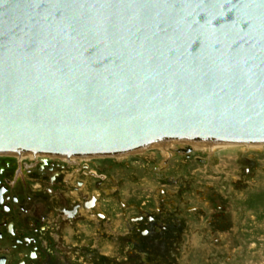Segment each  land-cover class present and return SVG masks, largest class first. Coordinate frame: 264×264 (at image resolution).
<instances>
[{
	"label": "water",
	"instance_id": "water-1",
	"mask_svg": "<svg viewBox=\"0 0 264 264\" xmlns=\"http://www.w3.org/2000/svg\"><path fill=\"white\" fill-rule=\"evenodd\" d=\"M264 145V0H0V154Z\"/></svg>",
	"mask_w": 264,
	"mask_h": 264
},
{
	"label": "rangeland",
	"instance_id": "rangeland-1",
	"mask_svg": "<svg viewBox=\"0 0 264 264\" xmlns=\"http://www.w3.org/2000/svg\"><path fill=\"white\" fill-rule=\"evenodd\" d=\"M258 148L192 150L190 158L152 148L114 163L118 198L132 207L146 203L164 224L140 239L116 237V264H264V147Z\"/></svg>",
	"mask_w": 264,
	"mask_h": 264
},
{
	"label": "flooded vegetation",
	"instance_id": "flooded-vegetation-1",
	"mask_svg": "<svg viewBox=\"0 0 264 264\" xmlns=\"http://www.w3.org/2000/svg\"><path fill=\"white\" fill-rule=\"evenodd\" d=\"M172 152L190 158L192 148L176 146L164 156ZM123 161L0 154V264H116V237L163 229L146 203L132 207L118 198L114 163ZM152 213L163 215L160 208Z\"/></svg>",
	"mask_w": 264,
	"mask_h": 264
},
{
	"label": "bare ground",
	"instance_id": "bare-ground-1",
	"mask_svg": "<svg viewBox=\"0 0 264 264\" xmlns=\"http://www.w3.org/2000/svg\"><path fill=\"white\" fill-rule=\"evenodd\" d=\"M187 146V147H191L192 150L197 151V152H203V153H207V152H213V151H218V152H222L223 150H228V149H236L239 148L242 149V147H246V148H257L260 149L258 147H264V145H230V144H214V143H202V142H181V141H176V142H167V143H163V144H159L156 146H152V147H148L140 152H136V153H132L130 155H126V156H117V157H113L118 161H121L123 159H126L129 156H136V155H142L146 152H149L151 150H153L152 148H154L155 151H159L164 154L166 153V151H174L176 146ZM108 158V157H107Z\"/></svg>",
	"mask_w": 264,
	"mask_h": 264
}]
</instances>
